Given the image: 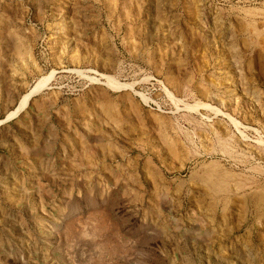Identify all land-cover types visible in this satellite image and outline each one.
Here are the masks:
<instances>
[{
  "label": "rangeland",
  "instance_id": "rangeland-1",
  "mask_svg": "<svg viewBox=\"0 0 264 264\" xmlns=\"http://www.w3.org/2000/svg\"><path fill=\"white\" fill-rule=\"evenodd\" d=\"M0 60V264H264V0H0Z\"/></svg>",
  "mask_w": 264,
  "mask_h": 264
},
{
  "label": "crops",
  "instance_id": "crops-1",
  "mask_svg": "<svg viewBox=\"0 0 264 264\" xmlns=\"http://www.w3.org/2000/svg\"><path fill=\"white\" fill-rule=\"evenodd\" d=\"M27 85L28 82L26 80V75H22L21 73L14 71L11 64L7 63L5 60H0V121H4L7 115L15 109L20 97L22 96L21 92ZM7 93L10 94L9 101H5V95ZM23 112H21L18 117L1 124L0 128L4 131H8L10 126L17 124L18 119Z\"/></svg>",
  "mask_w": 264,
  "mask_h": 264
},
{
  "label": "bare ground",
  "instance_id": "bare-ground-1",
  "mask_svg": "<svg viewBox=\"0 0 264 264\" xmlns=\"http://www.w3.org/2000/svg\"><path fill=\"white\" fill-rule=\"evenodd\" d=\"M108 82L110 83V85H113L119 89H125V88H129L130 86L128 85H124V84H119L117 83L115 80H113L111 77H108ZM46 85L43 84H38L36 85V87L32 90L31 93H29L26 97H24V99L21 101L20 107L18 108V110L16 112L13 113L12 116H15L17 114H19L24 108H26L28 106L29 100L36 94H39L43 87H45ZM211 178H208V180ZM210 181V180H209ZM212 181V180H211Z\"/></svg>",
  "mask_w": 264,
  "mask_h": 264
},
{
  "label": "water",
  "instance_id": "water-1",
  "mask_svg": "<svg viewBox=\"0 0 264 264\" xmlns=\"http://www.w3.org/2000/svg\"><path fill=\"white\" fill-rule=\"evenodd\" d=\"M28 105H29V103H28Z\"/></svg>",
  "mask_w": 264,
  "mask_h": 264
}]
</instances>
